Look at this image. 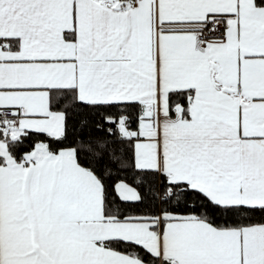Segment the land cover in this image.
I'll return each mask as SVG.
<instances>
[{
  "label": "snow or ice",
  "instance_id": "6c2138e0",
  "mask_svg": "<svg viewBox=\"0 0 264 264\" xmlns=\"http://www.w3.org/2000/svg\"><path fill=\"white\" fill-rule=\"evenodd\" d=\"M0 264H264V0H0Z\"/></svg>",
  "mask_w": 264,
  "mask_h": 264
}]
</instances>
